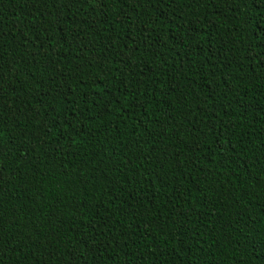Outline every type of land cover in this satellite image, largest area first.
I'll list each match as a JSON object with an SVG mask.
<instances>
[{"label":"trees","instance_id":"trees-1","mask_svg":"<svg viewBox=\"0 0 264 264\" xmlns=\"http://www.w3.org/2000/svg\"><path fill=\"white\" fill-rule=\"evenodd\" d=\"M0 264H264V0H0Z\"/></svg>","mask_w":264,"mask_h":264}]
</instances>
